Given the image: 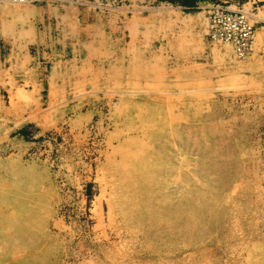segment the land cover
<instances>
[{"label": "rangeland", "instance_id": "1", "mask_svg": "<svg viewBox=\"0 0 264 264\" xmlns=\"http://www.w3.org/2000/svg\"><path fill=\"white\" fill-rule=\"evenodd\" d=\"M209 1L0 0V264H264V8Z\"/></svg>", "mask_w": 264, "mask_h": 264}, {"label": "built area", "instance_id": "2", "mask_svg": "<svg viewBox=\"0 0 264 264\" xmlns=\"http://www.w3.org/2000/svg\"><path fill=\"white\" fill-rule=\"evenodd\" d=\"M207 7L211 37L230 42L241 55L246 54L256 31L251 12L244 9V5L233 8L228 0L209 1Z\"/></svg>", "mask_w": 264, "mask_h": 264}, {"label": "crops", "instance_id": "3", "mask_svg": "<svg viewBox=\"0 0 264 264\" xmlns=\"http://www.w3.org/2000/svg\"><path fill=\"white\" fill-rule=\"evenodd\" d=\"M229 2H231V5L232 6H237V4H235V2L236 3H238V2H240L239 0H228ZM249 2H252L253 3V5H254V7H255V4H259L257 7H258V9L259 8H264V2H262L261 0H244V2L243 3H249ZM262 3V4H261ZM246 4H244V6H245ZM205 11V10H204ZM206 12V11H205ZM206 14H207V12H206Z\"/></svg>", "mask_w": 264, "mask_h": 264}, {"label": "bare ground", "instance_id": "4", "mask_svg": "<svg viewBox=\"0 0 264 264\" xmlns=\"http://www.w3.org/2000/svg\"><path fill=\"white\" fill-rule=\"evenodd\" d=\"M13 5H15L14 4V2L12 3ZM18 8V7H17ZM251 17H253V16H251ZM255 17V16H254ZM15 40V39H14ZM19 48V47H18ZM20 49V48H19ZM28 55V54H27ZM16 59V58H15ZM7 75V74H6ZM20 88V87H19ZM19 91H22V90H19ZM55 92V91H54ZM152 144V143H151Z\"/></svg>", "mask_w": 264, "mask_h": 264}]
</instances>
